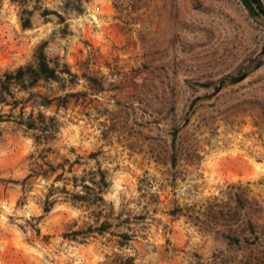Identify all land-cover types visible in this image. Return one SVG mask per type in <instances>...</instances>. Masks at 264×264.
I'll return each mask as SVG.
<instances>
[{
	"label": "rangeland",
	"instance_id": "rangeland-1",
	"mask_svg": "<svg viewBox=\"0 0 264 264\" xmlns=\"http://www.w3.org/2000/svg\"><path fill=\"white\" fill-rule=\"evenodd\" d=\"M64 1L0 0V72L32 61L42 40L48 59L68 66L72 77L61 73L59 83L39 81L31 89L52 99L32 111L56 120L43 155L53 164L61 157L78 160L71 167L78 175L93 165L87 155L95 153L110 182L99 218L111 226L73 237L92 214L63 198L41 213L52 177L21 183L31 164L25 156L42 146L14 121L31 107L21 102L26 92L13 85L18 103L0 106V264H108L115 255L130 256L133 264H239L249 248L263 255L264 241L258 248L226 247L211 231L224 226L206 214L229 204L237 191L254 202L245 213L264 232L261 22L238 0H81L79 10ZM20 6L34 8L28 29L18 26ZM41 8L62 19L42 18ZM248 55L262 62L243 79L224 80L218 89L203 85ZM85 74L100 79L103 89L91 91ZM68 93L75 96L56 104ZM174 206L188 208L195 219L168 214ZM216 249L223 252L217 259L210 256Z\"/></svg>",
	"mask_w": 264,
	"mask_h": 264
},
{
	"label": "trees",
	"instance_id": "trees-1",
	"mask_svg": "<svg viewBox=\"0 0 264 264\" xmlns=\"http://www.w3.org/2000/svg\"><path fill=\"white\" fill-rule=\"evenodd\" d=\"M246 13L257 20H259L264 27V4L260 0H238ZM81 0H65L64 6L69 9L79 10ZM69 5V6H68ZM34 9V8H33ZM33 9H27L20 6L17 10L18 26L21 30L31 27V16ZM53 14L58 20L62 17L54 10L41 8L39 15L47 19L48 15ZM46 41L42 40L38 42L32 51V61L23 65L15 67L13 70H6L0 72V106L8 105L15 106L18 102L12 96L11 86L16 85L20 90L26 92V97L21 102L30 103L31 109L23 115L20 111L15 116V122L22 126L26 131H30V138L35 147L42 146L38 150L28 153L25 159L31 160L29 170L27 174L22 178L21 183H25L29 178H41L51 181L46 185L45 191L42 194V199L39 202L41 213H47L54 203L63 198L71 206L83 207L92 214L91 223L86 224L85 228H78L71 233L73 237L76 235L95 232L101 234L106 231L111 223L107 217L101 216V207L105 204L104 194L109 187V180L104 168L100 166L95 159V153L91 152L87 155L88 158L93 160V165L89 168L82 169L81 173L76 175L71 171L73 164L78 163V160H69L67 157H61L56 163H51L45 160L43 155L44 151L50 148L45 146L49 140L53 137L54 128H56V120L53 116H46L40 110L36 112L32 111L34 106L46 107L51 103L52 99L47 96L32 92V88L39 82L54 81L59 83L62 80L61 73L72 77L68 66L65 63H58L57 59L49 60L44 48ZM264 48V45L262 46ZM261 59H255L251 55L246 56L241 63L237 64L235 68L223 77H220L216 82H203V85L212 84L214 88L218 89L221 83L226 80L228 83H235L243 79L246 74L252 69L258 67L261 64ZM85 80L88 82L91 91H100L103 89L100 79L93 75H84ZM75 96L74 93H68L64 96H58L54 100L56 104L63 105L67 100V97ZM0 114V120L2 119ZM170 151L167 154V162L170 167H174L177 160V149L175 146V132L171 134L169 142ZM64 173H70L69 178L65 182L58 186H54V182L64 179ZM69 185L70 188H67ZM228 197V196H227ZM231 202H224L217 206L218 208H209L206 214L214 216L225 230L212 229L213 233L217 235L228 248H234L236 250L248 247H261L264 238V232L262 227L256 222L252 221L248 216L246 207L252 205V200L246 196L234 192L229 198ZM254 203V202H253ZM188 209V208H186ZM180 206H174L168 211V214H180L187 219H195L193 214ZM108 213H111V207L108 208ZM119 213H116V217ZM40 217V216H38ZM242 219V224L234 228L232 225ZM119 238L126 239L127 233L121 232L118 234ZM122 245V242H119ZM249 248L248 256H243L239 264H264V252L263 255L253 254ZM253 250V248H252ZM223 252L220 249L214 250L210 256L217 259ZM109 259L108 264H133V259L130 256L115 255ZM194 264H202L198 259Z\"/></svg>",
	"mask_w": 264,
	"mask_h": 264
}]
</instances>
